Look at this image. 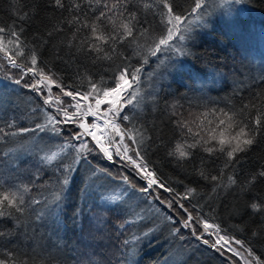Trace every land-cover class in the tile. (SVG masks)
I'll use <instances>...</instances> for the list:
<instances>
[{
	"label": "trees",
	"instance_id": "1",
	"mask_svg": "<svg viewBox=\"0 0 264 264\" xmlns=\"http://www.w3.org/2000/svg\"><path fill=\"white\" fill-rule=\"evenodd\" d=\"M150 2L132 0L139 9V18L149 22L151 35L155 37L164 25L159 16L143 8V3ZM220 2L207 0L202 20L193 26L189 39L181 42L184 55L164 52L149 57L141 73L144 102L139 108H125L124 112L135 114L133 123L147 129L149 139L142 154L157 176L181 194L186 188H195L193 197L184 200L190 211L192 205H197L201 215L220 225L222 233L226 230L229 236L245 241L264 261V212H253L250 208L253 200L264 202V178L248 190L242 188L248 177L264 169V137H258V143L248 152L239 154L240 163L234 173L237 184L215 192L214 182L203 179L200 172L217 175L223 168V157H209L200 149L193 150L192 157L185 160L168 154L180 139L174 124L180 116L191 120L193 115L211 108L238 109L256 93L264 95V0L228 1L233 5L234 15L221 13L216 8ZM68 3L71 0H66V6ZM175 3L181 9L188 8L190 0ZM81 7L89 11L86 0ZM92 7L95 9L96 5ZM17 11L29 15L25 20H17L14 14ZM68 15L67 11L53 8L51 0H0V24L15 21L18 27L22 26L24 38L36 46L41 66L65 86L86 90L89 76L96 81L103 77L111 84L122 60L94 61L70 49L67 41L72 38L71 31L67 25L57 24ZM53 25L64 30L49 37ZM146 39L139 38L137 43L143 44ZM137 43L119 46L133 66L142 63ZM0 63L4 64L0 68V128L4 132L34 128L43 124L48 114H56L38 92L8 78L19 70L10 69L2 55ZM25 81L32 83L30 76ZM174 111L180 116H174ZM59 127L62 129L59 136L50 131L16 136L0 133V180L5 187L28 185L26 201L33 198L42 201L31 205L23 216L14 213L0 219V232L4 233L0 235V258L13 251L28 264H230L227 252H218L191 238L192 234L183 229L176 214L154 198L156 193L148 199L146 194L125 185L120 179L124 175L138 187L143 183L135 169L117 156L112 163L97 149L87 154V160L75 164V149L68 148L63 163L72 165L75 171L68 173L70 182L60 191L64 176L57 169L60 161L46 165L40 157L44 152L58 151L60 145L69 141L78 147L81 141L71 138L81 130L75 124ZM84 140L94 146L89 137ZM188 142H192L190 138ZM98 169H106L111 175L104 176ZM224 171L226 181L233 170ZM125 188L128 195L121 201L113 203L105 198L113 190L120 192ZM58 191L61 199L56 207L53 193ZM157 192L166 193L162 189ZM45 198L48 203L43 202ZM136 213L144 218L137 219ZM167 216H172L175 222ZM125 220L132 222L124 224ZM176 228L180 231L174 232Z\"/></svg>",
	"mask_w": 264,
	"mask_h": 264
},
{
	"label": "snow or ice",
	"instance_id": "2",
	"mask_svg": "<svg viewBox=\"0 0 264 264\" xmlns=\"http://www.w3.org/2000/svg\"><path fill=\"white\" fill-rule=\"evenodd\" d=\"M85 0H71L66 6V0H51V6L55 9L68 12V17L57 22L68 26L72 33V38L67 41L70 49L74 48L78 53L90 56L94 61H114L121 59L122 63L116 66L112 77V83H107L103 77L99 81L87 77V88L81 91L72 85L65 86L50 70L41 66L37 49L24 38V28L18 27L16 22L12 24H0V55L6 61L10 69L19 70L16 75H8L16 85L30 88L32 91L40 92L47 89L48 95L44 103L49 106L55 105L56 114H48L43 124H36L34 128H20L17 131L7 133L0 128V133L4 136H16L23 133H42L50 131L57 136L61 135L62 129L59 125L76 124L81 130L72 136V140L81 141L77 147L70 141L59 146L58 151L44 152L40 157L42 164L52 165L55 161L57 169L64 173L60 191L69 184L68 173L75 171L72 165L63 163V154L68 148L75 149L76 157L73 161L79 164L81 159L87 160V154L97 150L103 154L107 160L112 161L114 155L131 165L136 174L143 179L145 186L138 187L132 183L127 175L120 179L129 188L137 192L146 194V198H154L167 208L172 209L175 203L185 214L181 221V226L191 230V234L201 240L203 244L209 245L221 251L225 249L234 256L239 257L243 264H264V261L255 254L253 249L245 241L229 236L227 231L221 234L219 224L211 222L201 215L197 205H192L193 211L185 207L182 200L193 197L195 188H186L183 194L167 186L151 169L145 155V141L149 139L147 129L142 125L133 123L135 114L130 116L124 112L125 108L136 109L144 102L145 96L141 87V73L144 64L149 62V57H157L164 52H175L184 55V48L181 42L189 39L193 26L203 18V10L207 0H190L188 8L181 9L175 0H151L150 3H143V8L151 10L154 15L159 16L160 23L164 25L161 32L153 37L151 35L150 24L139 18V9L132 0H86L89 11H84L81 5ZM239 2V0H237ZM95 4L94 9L92 5ZM91 12V15L89 13ZM17 20H25L29 13L17 11L14 13ZM149 26H145V25ZM64 29L53 25V30L48 32L52 36L53 32H61ZM146 37L143 44L137 43L139 38ZM151 41L150 43L148 41ZM137 43L140 51L137 55L142 56V63L133 66L130 58L124 56L119 46ZM4 64L0 63V68ZM31 77L32 83H27L25 77ZM59 89V93L53 95L52 87ZM61 97H68L70 101L65 103ZM102 105L107 107L101 109ZM74 109V111H70ZM174 116L180 114L173 112ZM62 116V119L58 117ZM94 117L93 122L88 123L87 117ZM212 117V119H208ZM101 121H103L101 123ZM126 122V123H125ZM176 129L180 133V139L175 147L169 151L170 156L178 160L189 159L193 155V150L200 149L207 153L209 157L219 159L224 158L223 168L217 175L200 172V176L205 180L214 182L213 191L220 188H228L237 184L235 173L236 166L240 163L241 153L248 152L258 143V137H264V95L256 93L247 103H243L238 109L235 107L211 108L207 111L193 115L191 120L182 116L174 121ZM131 125V126H129ZM11 127V125H9ZM195 128V130H194ZM84 137H91L94 146L90 147L89 142ZM191 139V143L188 139ZM2 139V137H0ZM44 151L43 149L41 150ZM225 169H232L233 174L225 177ZM104 176H110L106 169H98ZM264 178V169L252 174L242 185L244 190H248L258 179ZM59 180V178H58ZM5 182L0 180V219L12 217L14 213L21 216L31 205L42 203L41 200L33 198L26 201L25 194L30 191L28 185L4 186ZM173 194L172 199H161L157 190ZM128 195V189L120 192H113L105 198L110 202L117 203ZM61 199L60 192L53 193V202L59 207ZM48 203L47 198L43 201ZM119 206V205H118ZM253 212H264V202L253 200L250 204ZM159 211V209H156ZM137 219L144 217L136 213ZM169 221L175 222L172 216L166 217ZM132 221L125 220L124 224ZM124 224L120 227L123 228ZM202 229V231H198ZM180 229H174L179 232ZM0 235L4 233L0 232ZM145 236L148 233L144 234ZM205 235L214 236V241L205 239ZM256 235L255 232L252 234ZM128 241H125L127 244ZM238 245L239 248L233 247ZM242 249L243 252L240 250ZM246 253V255H245ZM223 254V252H221ZM249 257L251 259H249ZM0 264H28L26 260L17 258L13 251H7L0 258Z\"/></svg>",
	"mask_w": 264,
	"mask_h": 264
},
{
	"label": "rangeland",
	"instance_id": "3",
	"mask_svg": "<svg viewBox=\"0 0 264 264\" xmlns=\"http://www.w3.org/2000/svg\"><path fill=\"white\" fill-rule=\"evenodd\" d=\"M228 1H230V0H222V2H220V3H218L217 4V9H219L220 11H221V13H223V12H226L227 11V13L228 14H230V13H232L233 15H234V12H233V8H231L233 5H232V3L231 2H228ZM262 38V37H261ZM263 39V38H262ZM262 42H264L263 40H262ZM3 58V57H2ZM31 81H32V79H31ZM58 90V91H57ZM34 92H36V91H34ZM52 93H53V95H55V94H58L59 93V89H57L55 86H53L52 87ZM38 94L40 95V97H41V99H42V101L44 102V99H45V97L48 95V93H47V89H43L42 88V90L40 91V92H38ZM64 101H65V103H68L69 101H70V98H68V97H61ZM48 107H51L52 109H54L55 111H56V107H55V105H53V106H49V105H47ZM105 107H107L106 105H102L101 106V109L103 110V108H105ZM70 111H74V109H70ZM62 117V116H61ZM63 118V117H62ZM87 119V122L88 123H91V122H93V120H94V117H92V116H89V117H87L86 118ZM101 122H103V121H101ZM76 125V124H75ZM77 126V125H76ZM78 127V126H77ZM90 139H91V137H89ZM118 157V156H117ZM119 158V157H118ZM115 160H116V156L114 155V157H113V160L112 161H110V162H112V163H114L115 162ZM119 161H122L120 158H119ZM124 162V161H123ZM126 162V161H125ZM135 172H136V170H135ZM137 177L139 178V180L141 181V183H143V186H145V184H146V182L143 180V179H141V177L139 176V175H137ZM160 189H158L157 191H159ZM164 192V191H163ZM160 197H161V199H164V200H169V199H172V197H173V195H170L169 196V193H161V195H160ZM182 203H184V205H185V201L184 200H182L181 201ZM166 206V205H165ZM167 207V206H166ZM185 207H187L186 205H185ZM189 208V207H188ZM168 210H170L169 208H168ZM190 210V209H189ZM171 211L173 212V213H175L176 214V216H177V218L180 220V222L182 221V219L184 218V216H185V214L183 213V211L181 210V209H179V207L174 203L173 204V208L171 209ZM183 229H185L186 231H190V233H191V230L190 229H186V228H183ZM198 231H202V229H199L198 228ZM221 234H224V233H222L221 232ZM191 238H193L194 236L193 235H189ZM195 238V237H194ZM205 239H209L210 241H214V239H215V237L214 236H208V235H205V237H204ZM196 239V238H195ZM201 241V240H200ZM233 247H236V248H239V246L238 245H233ZM222 251H225V252H227L229 255H230V257H229V259H230V264H243V261L239 258V257H236V256H234L232 253H230V252H228L227 250H226V248L225 249H221ZM242 252H243V250L242 249H240ZM245 255H246V253H245ZM249 259H251L250 257H249Z\"/></svg>",
	"mask_w": 264,
	"mask_h": 264
},
{
	"label": "bare ground",
	"instance_id": "4",
	"mask_svg": "<svg viewBox=\"0 0 264 264\" xmlns=\"http://www.w3.org/2000/svg\"><path fill=\"white\" fill-rule=\"evenodd\" d=\"M102 123V122H101Z\"/></svg>",
	"mask_w": 264,
	"mask_h": 264
}]
</instances>
